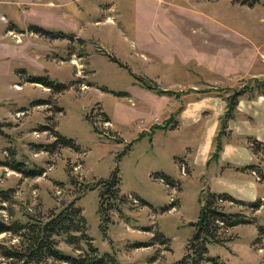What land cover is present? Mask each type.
I'll return each instance as SVG.
<instances>
[{
  "label": "rangeland",
  "instance_id": "obj_1",
  "mask_svg": "<svg viewBox=\"0 0 264 264\" xmlns=\"http://www.w3.org/2000/svg\"><path fill=\"white\" fill-rule=\"evenodd\" d=\"M253 79L264 80V0H0V216L46 221L76 201L107 264H199L202 251L200 264H264V214L230 202L214 210L250 224L220 223V238L190 246L206 194L151 133L193 92L227 98ZM142 121L150 130L125 141Z\"/></svg>",
  "mask_w": 264,
  "mask_h": 264
},
{
  "label": "crops",
  "instance_id": "obj_2",
  "mask_svg": "<svg viewBox=\"0 0 264 264\" xmlns=\"http://www.w3.org/2000/svg\"><path fill=\"white\" fill-rule=\"evenodd\" d=\"M223 80L204 79L202 83L218 89ZM202 92L190 94L194 98L178 112L171 113L172 118L165 119L168 126L162 119L161 125L152 129L154 136L160 135L161 155L179 170L187 188L194 186L199 192L227 194L244 203L260 200L262 206L257 212L264 214V180L253 174H258L257 170L248 169L256 166L264 174V150L261 147L255 150L252 143L256 140L264 144V95L240 97L232 118L226 122V134L218 141L222 118L228 112V97ZM171 104L169 98V104L161 108V116L175 109ZM137 129L141 134L124 140L139 141L143 132Z\"/></svg>",
  "mask_w": 264,
  "mask_h": 264
},
{
  "label": "trees",
  "instance_id": "obj_3",
  "mask_svg": "<svg viewBox=\"0 0 264 264\" xmlns=\"http://www.w3.org/2000/svg\"><path fill=\"white\" fill-rule=\"evenodd\" d=\"M253 80L250 86H245L243 90L236 91L227 98L228 112L222 118L220 133L217 136L218 141L226 134V122L232 118V114L238 104V99L249 90L248 87H253L254 90H264V80ZM160 93L164 94L161 91ZM260 95H264V91ZM252 143L255 150L258 147L264 150L263 143L256 140H252ZM221 150L222 146H217V151L220 152ZM12 167L20 173H26L28 176H41L37 175L36 172L34 174L25 172L20 165H13ZM248 169L257 170L260 181L264 180V174L256 166H251ZM160 180L168 187H180L175 180L169 177ZM107 186H109V183ZM204 193L206 194V201L197 225L198 233L190 242V246L193 241L196 239L199 240L202 237L220 238L217 237L219 233L217 235L214 233L220 223L223 225L227 224L229 228L250 224V221L241 215H231L215 211V205L230 202L240 206H246L254 211L259 210L262 206L260 200L254 203H244L227 194H213L207 191H204ZM24 218L25 221L16 220L7 224L3 217L0 216V235L11 236L9 240H0V264H52L56 262L66 264H107L104 259L96 255L97 250L93 247L92 239L87 234L86 221L82 215V210L77 207L76 201L59 211L52 212L46 221L34 218L28 213L24 214ZM61 238L65 240L67 245L80 246V250L86 255L79 257L62 251L60 248ZM13 240H16V242H13ZM86 248L88 253L85 252ZM203 254L204 252L202 251L198 259L199 264L202 259L205 260Z\"/></svg>",
  "mask_w": 264,
  "mask_h": 264
},
{
  "label": "built area",
  "instance_id": "obj_4",
  "mask_svg": "<svg viewBox=\"0 0 264 264\" xmlns=\"http://www.w3.org/2000/svg\"><path fill=\"white\" fill-rule=\"evenodd\" d=\"M154 122H159V119H154V121H153V124H154ZM141 123H143L142 125L140 124L139 125V128L142 130V132H146V131H149L150 130V123H146V122H144V121H142ZM253 174L260 180V177H259V175L256 173V172H253Z\"/></svg>",
  "mask_w": 264,
  "mask_h": 264
}]
</instances>
